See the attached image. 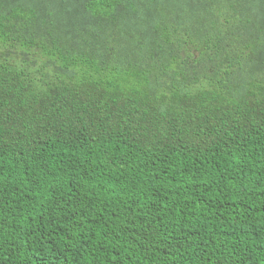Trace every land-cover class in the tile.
<instances>
[{
	"label": "trees",
	"instance_id": "1",
	"mask_svg": "<svg viewBox=\"0 0 264 264\" xmlns=\"http://www.w3.org/2000/svg\"><path fill=\"white\" fill-rule=\"evenodd\" d=\"M0 264H264V0H0Z\"/></svg>",
	"mask_w": 264,
	"mask_h": 264
},
{
	"label": "water",
	"instance_id": "2",
	"mask_svg": "<svg viewBox=\"0 0 264 264\" xmlns=\"http://www.w3.org/2000/svg\"><path fill=\"white\" fill-rule=\"evenodd\" d=\"M85 1H98V0H85Z\"/></svg>",
	"mask_w": 264,
	"mask_h": 264
}]
</instances>
